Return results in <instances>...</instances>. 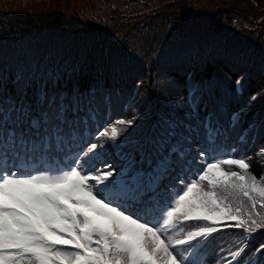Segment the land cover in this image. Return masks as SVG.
Here are the masks:
<instances>
[{"label":"trees","instance_id":"obj_1","mask_svg":"<svg viewBox=\"0 0 264 264\" xmlns=\"http://www.w3.org/2000/svg\"><path fill=\"white\" fill-rule=\"evenodd\" d=\"M3 30L10 31L0 34V101L4 108L22 94L35 105V94L41 89L62 94L71 105L69 118L76 120L88 142L109 121L122 117L124 105L134 113L133 118L143 116L149 121L147 135L167 125L176 135L174 145L184 140L192 143L184 153L185 164L202 149L220 159L229 158L225 153H230V158H245L250 165L247 173L264 182V162L256 159L264 144V116L253 140L237 143L235 128L247 127L250 116L231 121L222 105L225 95L234 92L238 78L241 96L254 95L255 102H264V0H2ZM143 74L144 89L131 108L128 90ZM204 82L207 85L202 89ZM193 83L199 90L194 96V114L190 108L185 110L186 128L184 119L179 123L163 117L159 102L170 105L179 100L187 107L185 94ZM209 100L218 108L216 118L207 111ZM206 115L209 124L219 121L216 127L210 125L218 131L211 146L202 127L201 118ZM75 150V146L70 149ZM165 154L169 158L166 171L171 173L163 187L168 183L169 191H176L173 185L179 186L181 178L190 180L197 168ZM200 157L209 159L199 156L197 163ZM229 201L232 208L246 205L240 194L230 196ZM185 233L186 225L180 224L166 235L174 243ZM231 233L209 238L196 258L202 264H214L222 255L220 247L237 250L229 241L234 237ZM256 237L236 264H246L264 240V231ZM255 264H264V252Z\"/></svg>","mask_w":264,"mask_h":264},{"label":"snow or ice","instance_id":"obj_2","mask_svg":"<svg viewBox=\"0 0 264 264\" xmlns=\"http://www.w3.org/2000/svg\"><path fill=\"white\" fill-rule=\"evenodd\" d=\"M70 106L62 94L46 89L36 92L35 105L23 94L8 108L0 101V264H202L196 250L185 254L177 247L216 229L189 231L187 239L173 244L166 233L174 221H237L235 226H246L249 233L264 226V217L258 221L249 212L243 219L229 201L240 194L255 209L259 197L264 207V186L246 174L245 158L225 153L229 158L220 159L202 149L200 156L210 162L190 180L181 178L174 193L165 186L164 200L157 195L156 177L169 158L147 171L134 169V161L119 170L101 161L104 168H97L102 145L84 139L68 116ZM134 121L110 122L99 136L116 142L121 136L116 125L131 127ZM204 127L211 146L218 131L209 123ZM221 165L238 166L245 174ZM117 198L139 210L122 209Z\"/></svg>","mask_w":264,"mask_h":264},{"label":"rangeland","instance_id":"obj_3","mask_svg":"<svg viewBox=\"0 0 264 264\" xmlns=\"http://www.w3.org/2000/svg\"><path fill=\"white\" fill-rule=\"evenodd\" d=\"M1 1L2 0H0V2ZM10 9L13 11L12 3L10 5ZM32 20L33 21L35 20L34 16ZM6 25H10V24H6ZM16 29L14 30L16 31ZM9 32H5L3 30V32H0V34L9 33ZM17 33L19 32L17 31ZM144 76H145L144 74L141 75V78L136 79L130 85L129 90L127 89L128 94L127 92L126 94L130 101L131 108L135 107L139 102L134 100L137 98L139 92H141L144 89V87H142ZM237 81H239V78ZM154 85H155V89H156L155 93H156L158 91L157 79L154 80ZM206 85L207 82H204V86L202 85V89H205ZM145 86L148 87L147 85ZM198 90H199V86L193 83L192 86L186 92L185 101L187 103V107L186 106L182 107V103L179 100H176L174 103L170 105L168 104L166 105L164 102H159V107L163 109L162 116L170 119L175 118V121L179 123H181L180 121L181 119H184L185 121L183 123L185 124V127L188 128L189 124L188 122H186L188 120L187 117L188 112H186L185 110L187 108H190L192 114H194V110H195L194 99L196 98V97L194 98V96ZM241 95H242V91L239 87V84H237L236 82V85L234 86V92L230 95H225L222 102V105L224 106L223 107L224 112L226 114L229 113L227 115H229L231 121H233V118H237V120L240 121L242 119V116L245 115V117L243 118L244 121L245 118H247V116H250L249 119L245 122L247 127L240 128V125H238L235 128L236 130L235 132L238 133L237 138L239 140V142L237 143H245L247 139H249L250 137H252L253 140V134L255 133V131H257L260 128L261 124L263 123V120L260 122V124H258V122L261 120L262 116H264V102L260 103L259 101L256 102L253 101L252 97L254 95H250V96L246 94L243 96ZM176 98L178 99V96ZM201 98L202 96L200 97L199 100H201ZM206 105L209 115L216 118L218 113V108L215 107V105L211 103L210 100H209V105L208 103H206ZM125 107L126 106L122 105V114H123L122 117L115 118L114 120L109 121V123L111 122L112 124H115V122L120 119H123L125 121L133 119L134 113L129 112L128 109H125ZM209 115H206L204 118H201L203 124L202 127H204L205 123L207 122L209 123V119H210L208 118ZM141 117L143 116L135 118L134 124L131 127H128L127 125H116L118 129L121 130V136L118 137L116 142L110 141L107 137L99 136L101 130L98 132L97 135L92 137L90 141H88V143H98L99 145H102V147L98 149L99 159L96 161L97 168L99 169L104 168V163H102L101 161L112 165V167L116 170H119L121 167L126 168L130 161H134L133 164L134 169L136 170L142 169L147 171L150 168V166L152 168H155L157 161L167 156V154L165 153H169V155L172 154L173 157L177 158L180 162H183L182 159L184 157V153L188 152L191 149L192 143L188 144L184 140V143H182V145L180 146L174 145L173 142L175 140L176 135L171 130V127L167 125H165V129L156 128L155 132H153L151 135H147L145 132V128L148 125L149 121ZM109 123L107 124V126H109ZM218 123L219 121L215 119V121L213 123H210V125L216 127ZM125 129H127V131H125ZM103 130L104 128L102 129V131ZM196 134H199L197 130H196ZM161 144L164 146L163 149H161L162 147ZM173 149H175V151H173ZM259 152L260 154L256 157V159L259 160L260 162L261 161L264 162V144L262 145V148L259 150ZM199 156L200 153H197V155H194V157L191 158V161L189 159L187 160L188 164H185L183 162V165H186L187 167L194 166L196 168H200L206 166L207 162H210L208 158L205 157L202 159L200 157L201 159L197 163ZM201 161H203L204 163H201ZM193 162H196V164H194ZM261 166L263 167L264 164H262ZM187 167H185L186 170L188 169ZM221 167L225 171H228L227 167H234L235 169L232 171H238L242 175L245 174L244 171L240 170L239 167L235 165H221ZM170 173L171 171L170 172L164 171L162 174L156 177V183L158 186H160V191L157 193V195L164 200L167 199L168 195L166 194L168 192L164 191V187L162 188L161 184L164 181L168 180L167 178H169ZM180 174L178 176L179 178H181ZM246 174L250 176L248 173ZM169 181L172 182V180ZM257 182L260 183L262 186H264V182L262 180ZM90 183H94V182L90 181ZM204 183L206 185V181ZM166 186L167 187L169 186L168 189L172 187L168 183H166ZM171 192L174 193L175 191H171ZM257 201L258 203L255 209L251 208V202L247 198L245 203H243L246 204L245 206H242L240 204L241 212L239 214L243 219H247L249 212L252 213L253 219H256L258 221H260L261 217H264L263 215L264 207H261V202L259 197H257ZM115 203L120 204L121 208L126 210H129L133 206L131 202H126L122 198H117L115 200ZM136 208L137 210H139L138 205L135 206V209ZM232 209L233 212H235L236 208H232ZM256 213H259L260 215L257 216ZM237 223H238L237 221H230V220H221L215 223L204 220H184L183 217H181L179 220L174 221V227L179 226L180 224L186 225V233L180 239L187 238V233L189 231H197L199 228H204V227H212L216 229V231L219 230L215 235L212 236V238L222 233L224 234V233L232 232L231 235L234 237L232 239H229V241L231 243H234L237 250H240L245 245L246 240L248 239H250L249 242L250 244L252 242L255 243L258 239V237H256V235H258V232L261 230L262 232L264 231L263 230L264 226H262L259 228H255L251 233H249L248 231H246V226L244 228L236 227L235 225ZM208 234H206L205 236H207ZM240 235H242V238L239 240ZM205 236L196 237L195 240L189 241V244L183 245L182 247L178 248L179 249L178 252L184 251L185 254H187V252H191V250L194 249L195 246L198 245L201 239L204 238ZM262 244H264V240L258 244L259 247L256 249V251L250 254V256L247 258L246 264H250V262L254 259L257 250L260 249V246ZM237 250L229 251L227 245L220 247L219 254L222 255H219L217 261L214 264H230L235 257L233 253H236ZM262 252H264V249L260 250V253Z\"/></svg>","mask_w":264,"mask_h":264}]
</instances>
